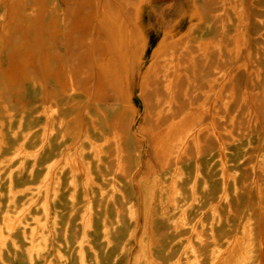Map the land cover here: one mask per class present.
Here are the masks:
<instances>
[{
	"label": "bare ground",
	"instance_id": "6f19581e",
	"mask_svg": "<svg viewBox=\"0 0 264 264\" xmlns=\"http://www.w3.org/2000/svg\"><path fill=\"white\" fill-rule=\"evenodd\" d=\"M29 1L0 0V56L9 47V58L25 62L20 81L0 68V264H116L136 233L131 264H264L255 218L264 215V150L249 181L255 205L238 210L231 202L245 185L221 155L217 184L204 152L208 140L217 145L209 152L248 140L257 124L235 79L250 67L253 84L264 70V48L246 47L244 1L195 0L201 20L161 39L139 84L136 131L126 89L143 59L135 22L144 0H104L100 11L98 0L71 8L51 1L40 37L43 81L30 63L40 0ZM23 11L31 19L14 42ZM111 44L121 51L109 55ZM25 82L41 96L37 116L26 119L9 99L21 100ZM142 141L151 151L143 160Z\"/></svg>",
	"mask_w": 264,
	"mask_h": 264
},
{
	"label": "rangeland",
	"instance_id": "374dc122",
	"mask_svg": "<svg viewBox=\"0 0 264 264\" xmlns=\"http://www.w3.org/2000/svg\"><path fill=\"white\" fill-rule=\"evenodd\" d=\"M53 0H40V8L38 11V14L36 16L37 21V45H35V50L31 56L30 63L35 67L36 72L38 76L43 81V74H42V55L43 50L41 46L40 37L42 35V23L43 18L44 20H48L50 17V14L46 13L44 15V11L46 10V7L50 5V2ZM65 1V0H62ZM69 4L68 6L75 7L77 6L78 0H66ZM119 3L121 7L124 6L123 2L124 0H115ZM167 1V0H165ZM244 4L246 5L247 10V30L249 32V36L247 39L246 47H252L253 49H258L260 47L264 48V0H243ZM30 1L28 0V3ZM74 2V3H73ZM99 6L98 11L102 9L104 0H98ZM184 8H189V12L194 13V17L191 18V22H199L201 20V15L196 7L195 0H186ZM216 5H210V9L214 10ZM87 6H83L82 10H87ZM100 14V13H99ZM175 16L174 15H163L161 17L158 14L154 12H148L141 15L140 19L137 17L135 25L138 28L140 38L144 42V50L142 53L143 59L138 66V68L134 71V73L129 74L128 78V84H127V92L130 93V102L133 103L137 108V113L135 116V119L132 124V130L136 131L137 125L142 121V114H143V101L140 98V88L139 84L143 76L146 74V64L148 63L150 56L153 52V50L159 45L160 36L165 32V28H170L171 36L170 38H178L182 33V30L178 28V24H175ZM190 18V16H189ZM257 18L262 19L263 22H259ZM21 19H22V25L20 28L15 29L17 31V35L14 36V42H17V39L19 37V34L23 31H25V26L31 19V15L23 11L21 13ZM171 20V21H170ZM190 20V19H188ZM173 25V26H170ZM14 30V29H13ZM31 32V30H30ZM184 33V32H183ZM216 39V37H215ZM108 47V46H107ZM114 47L115 49L118 47L116 45L112 46L109 45L108 51L109 55H112L114 50L111 48ZM7 56L1 53L0 56V68L3 71H10V74L12 75L13 79L16 81H20L22 79V73H23V66L25 64L24 61H21L18 56L9 58L8 55H10V49L7 48ZM116 49V50H117ZM120 52L121 48L116 51ZM114 53V54H115ZM245 57V55H238V59L235 61L237 66H240L243 60L241 57ZM260 60L258 61V64L260 66H263L264 64V54L260 55ZM214 61L212 60L211 63ZM198 67L202 69H207V65H205V61L198 60ZM263 69V68H262ZM250 67L248 70H242V68H239L236 72L235 79L238 82V88L240 90L246 89L248 92V95L251 99L250 105L252 106L254 113L256 115V127L253 131L249 132V138L246 140V138H242V140L235 142H228L225 145V150L218 151L213 150L209 152V150L216 148V142L212 140H208L206 142V146L204 148V152L206 153V160L207 163L213 173L214 179L216 183L218 184L219 179V158L222 157L226 161V167L228 170L235 172L237 174V177L239 179V186L245 185V190L242 194L239 193V199L232 200L231 206L233 210H238V207L241 206H251L255 205V202L253 200L254 196V189L252 185H250L249 181L252 176H255L258 178L259 172L258 168L255 167V163L257 162L260 154L264 150V110L262 109V106L264 105V87H263V79H264V70L261 71L260 78L255 81V83L251 84L248 80V72L250 71ZM27 74V71H26ZM200 81V80H199ZM203 86V83H201ZM46 86V85H45ZM46 88H48L46 86ZM17 93L11 94L9 96V99L14 104V111L16 113H22L24 116V119L28 115H32L33 117L37 116V112L39 109V103L41 101L40 96V88L38 85L30 84L28 82H25L23 85V95H21V100L15 99V96ZM48 98H45L44 102H47ZM236 104V102H235ZM249 103H242L240 104L241 107L239 111H245V106ZM40 120V117L38 118V121ZM25 123V121H24ZM26 125H23V127ZM143 142V152H142V160L147 155H151V151L146 143V141ZM149 153V154H148ZM218 155H221L218 157ZM37 172L35 175L38 176ZM136 178V177H135ZM244 181V182H243ZM255 218L258 221L259 229L258 234L261 237V240L264 241V215L259 210L255 212ZM236 220V219H233ZM73 220H71V226H73L74 223H72ZM138 221L141 223V217H139ZM79 234V227L74 226V233L72 236V239H77V236ZM137 234L130 240L131 246L124 251L120 256H118L115 260L116 264H131V258L132 255L136 249V237ZM95 245L99 250L103 248V243L95 236H92ZM116 247H113L109 249V255L110 257L113 256L116 252ZM103 264H106V261H102Z\"/></svg>",
	"mask_w": 264,
	"mask_h": 264
},
{
	"label": "crops",
	"instance_id": "0c3cea01",
	"mask_svg": "<svg viewBox=\"0 0 264 264\" xmlns=\"http://www.w3.org/2000/svg\"><path fill=\"white\" fill-rule=\"evenodd\" d=\"M186 0H144L142 4L138 7L137 10V17L140 19L141 14L154 12L156 14L159 13L161 17L163 15H174L175 18V24L185 33L189 26L194 23L191 22V18H193L195 15L193 12H189V8H184ZM190 16V18H189ZM136 17V18H137ZM190 19V20H188ZM171 21V20H170ZM173 26V25H170ZM170 28H165V32L160 36V40L164 36H171Z\"/></svg>",
	"mask_w": 264,
	"mask_h": 264
}]
</instances>
